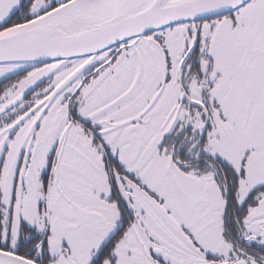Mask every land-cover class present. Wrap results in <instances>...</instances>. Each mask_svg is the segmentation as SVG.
<instances>
[{
	"label": "snow or ice",
	"instance_id": "snow-or-ice-1",
	"mask_svg": "<svg viewBox=\"0 0 264 264\" xmlns=\"http://www.w3.org/2000/svg\"><path fill=\"white\" fill-rule=\"evenodd\" d=\"M0 264H264V0H0Z\"/></svg>",
	"mask_w": 264,
	"mask_h": 264
}]
</instances>
